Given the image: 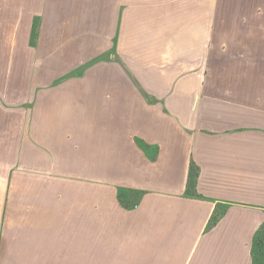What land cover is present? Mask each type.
<instances>
[{
  "label": "crops",
  "instance_id": "obj_1",
  "mask_svg": "<svg viewBox=\"0 0 264 264\" xmlns=\"http://www.w3.org/2000/svg\"><path fill=\"white\" fill-rule=\"evenodd\" d=\"M103 224L94 264H254L264 0H0V264Z\"/></svg>",
  "mask_w": 264,
  "mask_h": 264
},
{
  "label": "rangeland",
  "instance_id": "obj_2",
  "mask_svg": "<svg viewBox=\"0 0 264 264\" xmlns=\"http://www.w3.org/2000/svg\"><path fill=\"white\" fill-rule=\"evenodd\" d=\"M105 224L97 225L94 229L85 230L84 225H80L78 233L81 234L82 237H87L86 242L81 244V249L78 251L77 261L75 263L79 264H94L101 260L103 256H97V254L105 255L106 251V239L103 233H107L108 230L105 228ZM87 234H90L87 236ZM93 237V238H92Z\"/></svg>",
  "mask_w": 264,
  "mask_h": 264
},
{
  "label": "trees",
  "instance_id": "obj_3",
  "mask_svg": "<svg viewBox=\"0 0 264 264\" xmlns=\"http://www.w3.org/2000/svg\"><path fill=\"white\" fill-rule=\"evenodd\" d=\"M219 215L214 216L212 220V225L215 224L219 218ZM253 253H254V264H264V226L257 232L254 243H253Z\"/></svg>",
  "mask_w": 264,
  "mask_h": 264
}]
</instances>
